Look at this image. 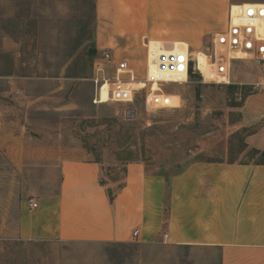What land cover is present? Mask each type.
<instances>
[{"label":"rangeland","instance_id":"374dc122","mask_svg":"<svg viewBox=\"0 0 264 264\" xmlns=\"http://www.w3.org/2000/svg\"><path fill=\"white\" fill-rule=\"evenodd\" d=\"M96 1L0 0V92L14 80L18 99L28 104L29 128L41 124L49 132L40 133L45 139L32 147L65 149L67 156L81 149L83 157L103 164L104 179L116 182L133 162L169 178L191 162L259 160L252 157L250 150L256 147L249 140L253 136L254 142H264V87L253 85L258 75L250 62H232L230 84L204 82L192 68L186 83L163 84L164 93L179 96L177 107H146L147 88L137 90L132 103L94 104V62L102 49L116 61H128L134 73L129 81L146 77V60H139L146 40H138L131 53L121 43L104 48L96 40ZM260 1L226 0V7ZM213 25L193 29V40L184 43L155 41L177 43L187 51L189 42L194 59L224 28L221 14ZM101 99H107L104 90ZM3 100L17 102L12 96ZM31 178L33 173H16L0 164V264H203L189 250L166 243L59 247L22 242L16 239L18 201L31 189Z\"/></svg>","mask_w":264,"mask_h":264},{"label":"crops","instance_id":"0c3cea01","mask_svg":"<svg viewBox=\"0 0 264 264\" xmlns=\"http://www.w3.org/2000/svg\"><path fill=\"white\" fill-rule=\"evenodd\" d=\"M226 6V0H97L96 40L104 48L121 43L128 53L138 40L184 43L193 40V29L215 27L220 14L225 21ZM139 52L147 63L145 48ZM8 83L0 92V164L33 173L31 189L18 201L16 239L59 247L166 243L203 264H264V164L196 161L165 178L133 162L121 181L104 179L103 164L81 149L67 156L65 149L32 147L49 132L41 124L29 128L28 104L18 99L14 80ZM252 137L250 147L264 150Z\"/></svg>","mask_w":264,"mask_h":264},{"label":"built area","instance_id":"2783aa9c","mask_svg":"<svg viewBox=\"0 0 264 264\" xmlns=\"http://www.w3.org/2000/svg\"><path fill=\"white\" fill-rule=\"evenodd\" d=\"M167 44L150 49V40L145 42L147 59L152 55L155 70L148 78H144L146 86L139 89L129 85L134 73L128 66V61H116V57L108 49H102L94 62L93 103L100 104V93L107 86L106 103H132L135 92L147 88L148 93L144 99L146 107H177L171 104L170 94L163 92V84L186 83L191 68L198 71L203 81L204 78L197 69L195 59L191 58L189 49L173 51L169 50L171 45ZM202 53L208 58L213 70L210 81L230 84L232 62L245 61L250 62L257 70L258 78L253 85L257 88L264 87V1L229 5L224 28L213 36L209 47ZM106 67L109 72L105 71ZM183 75L185 81L181 80ZM154 84H158V90H152ZM29 206L36 207V203H30ZM137 233L135 230L132 236L136 238ZM166 237L167 234H163V238Z\"/></svg>","mask_w":264,"mask_h":264},{"label":"bare ground","instance_id":"6f19581e","mask_svg":"<svg viewBox=\"0 0 264 264\" xmlns=\"http://www.w3.org/2000/svg\"><path fill=\"white\" fill-rule=\"evenodd\" d=\"M238 4H232V6H236ZM152 41V40H151ZM150 41V49L154 48V47H159L160 45H158L157 43H154V42H151ZM154 41V40H153ZM171 50V49H169ZM173 50V49H172ZM176 50H180V49H176ZM183 51H187V50H184V49H181ZM175 51V49L173 50ZM146 59H147V56H146ZM194 59L196 61V65H197V69L200 71V73L202 74L203 78H204V82H208L210 81V77H211V74H212V68H211V64L209 63V61L207 60L206 56L202 53V52H195L194 53ZM146 67H147V70H146V77L148 78L151 74H153L154 70H155V66H154V63L152 61V55H150L147 59V63H146ZM134 78V77H133ZM148 80V79H147ZM182 81H185V75H183V77L181 78ZM173 81V80H172ZM219 82V81H217ZM129 85L133 88H137L135 86H141L140 88L142 87H145L146 86V83H145V80L143 81H138V82H134V81H129ZM106 87L105 86L103 88L104 91H106ZM158 84H154L153 85V88L152 90H158ZM139 89V88H138ZM102 90V91H103ZM101 91V92H102ZM107 93V92H106ZM170 94V93H169ZM107 99H108V96H107ZM106 99V101H107ZM179 99V96L176 95V94H170V102L172 105H175L177 106V100ZM101 93H100V104H104L106 103L105 102H101ZM177 104V105H176Z\"/></svg>","mask_w":264,"mask_h":264},{"label":"trees","instance_id":"16d2710c","mask_svg":"<svg viewBox=\"0 0 264 264\" xmlns=\"http://www.w3.org/2000/svg\"><path fill=\"white\" fill-rule=\"evenodd\" d=\"M191 74V70H189V76ZM252 152V157H258V161H256L255 163L257 164H264V150H259L256 148H251L250 150ZM207 161H214V160H207Z\"/></svg>","mask_w":264,"mask_h":264}]
</instances>
